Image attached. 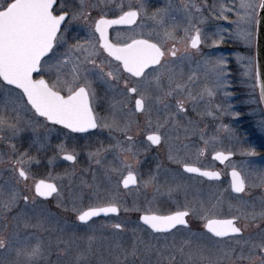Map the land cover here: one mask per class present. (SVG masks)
I'll use <instances>...</instances> for the list:
<instances>
[{
	"label": "snow or ice",
	"instance_id": "6c2138e0",
	"mask_svg": "<svg viewBox=\"0 0 264 264\" xmlns=\"http://www.w3.org/2000/svg\"><path fill=\"white\" fill-rule=\"evenodd\" d=\"M206 11L215 19L223 20L234 14L236 20L231 22L238 27L241 24L257 27L264 20V0H234L211 5L207 0L203 3L182 0L179 7H173L169 0L151 15L143 0L135 6L124 0L118 3L116 0H96L95 3L90 0H0V145L8 149L0 151V166H5L0 167V175L4 171L9 173L0 183V250L15 255L11 262L0 259V264H47L53 246L64 254L75 248L77 254L72 264H92L96 256L93 245L98 239L97 229L91 226L93 218L120 212L118 193L103 199L99 185L85 181L82 184L90 190L89 199L94 203L79 206L85 199L81 190L71 193V207H65V211L73 212L76 220L92 234L77 236L73 232L69 239H64L66 225L60 226L59 218L47 209L37 210V197L48 198L53 194L61 197V191L57 184L44 179L34 181L33 188L29 189L27 182L31 178L30 165L34 157L27 151L20 152L14 141L22 133L31 131L36 134L33 143L42 147L41 119L73 132L107 129L109 133L122 134V140L111 137L114 143L105 146L100 142L95 151L88 153L109 182L116 175L120 178L117 184L122 183L125 189L130 185L139 188L141 184L145 189L151 187L156 194L153 200L160 195L172 198L183 194V204L174 201L178 210L167 215L147 210L140 217L153 233L161 234L156 237V243L145 241L138 234L139 229H130L134 237L130 248L116 239L106 249L111 259L105 261L101 256L97 264H137L141 256L144 260L140 264H153L150 259L153 255L155 264H173L177 254L181 257L179 264H264V198L259 205L247 200L229 202L230 218L220 219L216 215L222 211V198H217L211 207L196 195L189 200L190 186L160 164L147 179H138L141 151L136 134H129L136 122L126 118L137 114L146 117L145 123L151 129L146 136L150 146L166 147L169 161L180 164L187 173L210 179L220 177L219 172L202 170L185 162L181 153L187 152L189 145L181 142L179 135L170 134L182 129L184 140L199 134L205 146L217 141L215 136L206 140L204 129L198 128L191 119L186 124L181 120L187 117L189 105L195 112L206 98L208 107L198 115L214 116L212 108L225 111L221 105H211L217 91L224 86L225 59H196L206 39L200 27L207 21ZM93 12L97 13L96 17ZM142 13L145 19L152 21L147 38L143 31L123 40L117 33L114 43L108 30L113 26L137 24ZM175 13L182 14L186 20L182 29ZM77 25L85 31L84 38L79 34L70 37ZM240 34L246 39L252 36L248 31ZM193 64L195 67L185 76V66ZM45 75L50 79H45ZM98 87L104 88L109 98L108 116H101L95 110ZM260 95L264 99V85ZM154 109L159 113L155 122L152 120ZM259 127L264 131V120L259 122ZM221 128L231 131L227 125ZM57 149L64 154L63 159L77 161L78 154L69 151L65 144L57 145ZM205 151L206 147L198 149L200 154ZM108 154H113V162L106 164ZM241 154L257 155L254 148L244 149ZM234 155L231 151L216 152L214 158L223 162ZM161 176L165 177L164 184L160 183ZM231 176L232 191L245 193L249 187L248 177L236 166ZM257 178L264 187V170L259 171ZM29 191L33 195L30 196ZM193 192L198 190L193 189ZM192 217L203 221L206 233L191 231L189 220ZM105 227L109 226L100 225V228ZM110 227L120 233L129 231L124 223ZM181 229L187 235L177 243L175 236ZM161 240L163 245L159 246Z\"/></svg>",
	"mask_w": 264,
	"mask_h": 264
},
{
	"label": "rangeland",
	"instance_id": "374dc122",
	"mask_svg": "<svg viewBox=\"0 0 264 264\" xmlns=\"http://www.w3.org/2000/svg\"><path fill=\"white\" fill-rule=\"evenodd\" d=\"M153 1L155 2L157 8L165 6L169 0H144V4ZM204 0H196V3H203ZM218 2H227L232 3L234 0H207L208 4H214ZM259 2V0H257ZM170 3L173 7H179L182 3V0H170ZM146 5V4H145ZM156 8V9H157ZM177 18V23L182 29L186 26V20L180 13H175ZM204 15L207 17V21L204 24H201L200 27L204 31L206 35L205 43L201 47L200 54H197L196 59H201L202 57H211L213 59L218 57H223L225 59V80L224 86L220 88L216 96L211 100V105H221L225 111L220 113V117L224 116L230 117L229 119H234V126L236 128L239 127H255L257 128V138L252 139L251 141H243L240 140V133H236V141L234 146L231 148V152L235 153L234 159L230 162L232 165L236 166L244 175L248 177L249 187L245 195L240 197H235L232 200L227 199V203L236 204L239 200H247L252 203H256L259 205L261 198H264V187L260 186V181L257 178V174L260 170H264V148L260 147V144L264 145V131H261L259 127V122L264 120V112L261 107L257 87H256V75H255V34L256 27H252L249 25L241 24L239 27L232 23L231 21L236 20V16L234 14H229L228 20L223 19H215L214 16L210 12H205ZM248 31L252 33L250 39H246L240 33ZM179 35H183L181 31ZM222 37V40H221ZM195 65L185 66L184 72L185 76L190 74V70L194 68ZM239 85V86H237ZM202 86V85H201ZM236 86V87H234ZM241 87L242 91L245 87L246 92H237L235 88ZM199 90V86L196 88ZM18 91V90H17ZM227 93V95H225ZM103 90L100 87L97 88V96L99 97L98 102L95 105L96 112L101 116L110 115L109 112V103L108 99L103 95ZM190 106V105H189ZM188 106V107H189ZM246 106V113L242 112V108ZM208 107L207 98L203 103H201L197 109V111H205ZM212 110H215L212 108ZM216 111V110H215ZM238 114V115H236ZM159 115L156 109L153 110V115L155 119ZM142 120L145 119L144 115H140ZM162 119V116L160 117ZM149 128V127H148ZM147 128V129H148ZM106 134V145L110 143H114V140L111 137H116L118 139L122 138V134L112 132L109 133L107 129H97L93 135V137L97 136L100 131ZM144 132H147L146 130ZM236 132H238L236 130ZM135 134V133H129ZM254 137V135H253ZM261 139H260V138ZM244 142L247 144L245 145ZM255 149L257 155L248 156L242 155V150L244 149ZM199 147L195 145L189 146L187 150V160L193 162L199 158L200 153L198 152ZM95 151V149H92ZM62 153L60 152V155ZM185 161V159H184ZM107 162H113V154L107 155ZM173 165H179L173 163ZM118 166V165H116ZM180 166V165H179ZM139 173L142 174L140 166H138ZM172 173L175 170H178L176 167L170 169ZM180 171V167H179ZM93 174L96 177L95 182L93 181ZM126 174V173H124ZM120 178L116 175L112 176L111 182H109L105 176L103 169L97 166L92 160L89 161V164L84 165L81 160H78L74 164H63L62 159L60 158V175H59V188L61 191V197L55 198L52 203H41L36 200L35 207L37 210L40 208H45L49 212L53 213L56 218L60 220V226H65V232L62 234L64 239H69L73 232L76 233L77 236H85L92 234L88 228L83 226L79 221L76 220L75 214L71 211H65V207L70 208L71 204L69 201V197L71 193L79 192L83 190L85 199L81 207H86L90 203H94L90 196V190L85 188L82 184V181L87 182V184H98L101 190V197L103 199H107L110 195L118 193V202L122 211V215L118 216H110V217H101L94 219L91 222V226L96 228L97 231L95 235L98 237L97 241L94 243L93 248L96 252V256L92 258V264H97V260L102 256L105 261L111 259L108 255L106 249L110 244H113L116 239H119V242L123 244L124 247L130 248L133 242V235L130 229H133L134 223H138V220H135L134 213L136 209L134 208V195L137 191V188L131 187L125 190H122L120 184H117V180ZM169 182H171V177H168ZM160 183H165V177L161 176ZM181 195V201L184 202L183 194ZM190 196V194H189ZM198 198L203 199L207 204L210 197L197 195ZM189 199V198H188ZM58 203L61 206H57ZM152 206L157 207L156 203H153ZM128 210L125 211L124 209ZM229 210V209H228ZM227 211V209H225ZM229 212V211H228ZM230 215V213H219L217 215ZM114 223H124L125 228L129 229V231H125L120 233L118 230L113 231L110 225ZM100 225H108L109 227L100 228ZM139 229L138 234L145 240L151 241L152 243H156V237L161 236L158 233L148 232L141 227H137ZM11 230V229H10ZM192 232L198 233H206L205 230H194L191 229ZM250 231H253L250 229ZM56 235H61L57 233ZM187 235L186 231L181 229V231L176 233V241H179ZM47 237V234H45ZM171 240V237H169ZM83 246V242H81ZM163 245V240L160 241V245ZM77 254V250L75 248L70 249L67 254L61 252L60 249H57L55 246L52 247L51 253L48 257L47 264H72L75 256ZM167 255V253H166ZM0 259H4L8 262H11L15 259L14 253H5L3 250H0ZM151 261L155 264L156 256H151ZM144 260V257L141 256L140 260L137 261V264H140V261ZM181 257L177 254V259L173 264H179Z\"/></svg>",
	"mask_w": 264,
	"mask_h": 264
},
{
	"label": "flooded vegetation",
	"instance_id": "af4514ba",
	"mask_svg": "<svg viewBox=\"0 0 264 264\" xmlns=\"http://www.w3.org/2000/svg\"><path fill=\"white\" fill-rule=\"evenodd\" d=\"M70 2H72V0H70ZM90 2L95 3L96 0H90ZM116 2L118 3L119 0H116ZM124 2L126 4H132L133 6H135L139 2V0H124ZM145 4H146L145 6L148 9L149 15H151L152 11H154L157 8L155 2L153 1H149ZM125 10H127V8ZM105 11H107V9H105ZM93 16L96 17L97 13L93 12ZM109 18H112L111 15H109ZM142 25L144 27H141ZM151 25H152V21L145 19L142 13L141 19L137 21V24L113 26L108 31H109V35L112 38V41L115 43L117 38V33L120 34L121 40L126 39L129 35H135L142 31L145 33V38H147V33ZM77 34H79L81 38H84L86 36L85 31L82 28H80L78 25L74 26L73 30L70 32V37ZM137 38L140 37L138 36ZM45 79H50V77L45 75ZM100 89L103 90L104 93L103 95L106 97L104 88L100 87ZM235 89L237 92L239 91L241 93L246 92L247 90L245 87L243 88V91L241 87H237ZM246 109H247L246 106H244L241 110L242 112L246 113ZM212 111L214 112V116L198 115L197 114L198 112L204 113L205 111L194 112L192 111L191 106H189L187 117L186 118L181 117V120L185 124L187 123L188 119H191L192 121L196 122L198 128L204 129L205 139L207 140L209 137L215 136L217 137L216 142L209 143L207 146H205L200 141L199 134L190 136L189 139L184 140L185 133L183 132L182 129L173 131L170 134L173 136L179 135L181 137V142L188 144L189 146L195 145L200 149H204L206 147V151L203 154H200L199 158L193 162L187 160V152H182L181 156L183 159H185V162L189 164H193L196 167H200L202 170L219 172L220 173L219 179H210L208 177L200 176L199 174L187 173L183 171L182 166L180 164H179L180 166L173 165V163L168 160L166 147H158L155 145L150 146V142L146 140V136L151 131V129L148 128V126L145 123L146 117L144 120H142V118L139 117L140 114H137L126 118L136 122L133 123L132 131L130 133L136 134L137 146L141 151V155L139 156L141 163L139 166L141 168L142 174L140 177H138V179H147L150 173L155 172L157 164H160L162 168H167V169H172L176 167L178 170H175L174 174L176 175L178 180L190 186L189 188L190 196H188L189 200H192L194 195L197 196L200 193V195L210 197V200H208L206 206L211 207V205L215 203L217 198H222L223 201L221 205L222 211L219 213H230L228 212L229 203H227L226 200L229 198H230L229 200H232L235 197L243 196L245 195L246 192L236 194L231 189L232 180H231L230 172L233 170L234 165H232L230 162L234 159L235 155L232 156L229 160L221 162L220 160L214 158L215 154L216 152L227 153L231 151V148L234 146L236 141V137H237L236 133H240L239 135H242L239 138L240 140L243 141H251L252 139L258 140L257 138L258 133H257V128L255 127L244 126V127L236 128L234 126V122H235L234 119H229L230 117H226L227 120H225L224 116L220 117L219 112L215 110ZM152 120L153 122H155L156 119L152 117ZM41 124H43V127L39 129V136H40L41 144L43 145L42 147L40 144L33 143L36 134L32 133L31 131H26L22 133L20 138L14 141V143L17 144V148L20 152L27 151L32 157H34V160L30 165L31 178L27 182L29 189L33 188L34 181H38L40 179H44L49 182L55 183L59 188L60 158L62 159L63 164L65 163L74 164V163L63 159L64 154L62 153L60 155V152L57 149V145L63 143L65 144V146L68 148L69 151L74 150L78 154L77 159L81 160V162L84 165L89 164V161L91 159L89 158L88 153L91 152L92 149H96L97 147H99L100 142H103L104 145H106V134L103 132V130H101L97 136L93 137L97 129H93L88 132H73L62 125H53L51 122L43 121V119H41ZM221 125H227L231 131L230 132L224 131L221 128ZM145 130L147 132H144ZM236 130L238 132H236ZM45 137H47V139H45ZM122 139H123V135L121 140ZM244 144L247 145L245 142ZM260 147H262L263 149L264 145L260 144ZM0 151L7 152L8 149L4 145H0ZM5 159H7V157H5ZM0 167H5V166H0ZM179 167H180V171H179ZM237 170L240 171L238 168ZM8 176L9 173L7 171H4L2 175H0V183H3L4 180L8 178ZM120 186L122 190H125L122 183H120ZM131 187H135V186L130 185L129 188ZM193 189H197L198 192H193ZM28 194L31 196L33 195V192L29 191ZM155 195L156 194L151 187L145 189L141 184V186L137 188V191L135 192L133 199L134 208L136 209V212L133 215L134 218H136L135 220H138L139 222L133 224L134 228H136V226L139 228L141 227L142 229H145L146 231L153 233V231L147 225H145L142 220H140V217L144 215L147 210L156 212L159 215H167L173 211L178 210L177 203H175L174 201H178L180 204H183V201H181V195H174L172 198H169L166 195H160L157 196L155 200H153V197ZM55 198L56 195L53 194V196L49 198L37 197L36 200H38L41 203H52L54 202ZM153 203H156L158 206L157 207L152 206ZM225 209H227V211H225ZM118 215L119 217L122 215L121 208ZM118 215H110V216H118ZM110 216H106L105 218ZM97 218H101V217H97ZM216 218L227 219L230 218V215L228 214L224 216L216 215ZM189 224L191 229L205 230L207 232V230L203 227V221H201L196 217L190 218Z\"/></svg>",
	"mask_w": 264,
	"mask_h": 264
},
{
	"label": "water",
	"instance_id": "95a60500",
	"mask_svg": "<svg viewBox=\"0 0 264 264\" xmlns=\"http://www.w3.org/2000/svg\"><path fill=\"white\" fill-rule=\"evenodd\" d=\"M119 26H123V25H119ZM255 75H256L257 91H258V95H259V99H260L262 109L264 111V99H262L261 95H260L261 86L264 85V20H262L260 25L256 27V34H255ZM34 76H35V74H34ZM91 130H93V129H91ZM91 130H89V131H91ZM231 173H232V171L230 172V174ZM195 174H197V173H195ZM231 180H232V176H231ZM236 194H239V193H236ZM118 214L109 213L107 216L118 215ZM101 216H105V215L102 214Z\"/></svg>",
	"mask_w": 264,
	"mask_h": 264
}]
</instances>
